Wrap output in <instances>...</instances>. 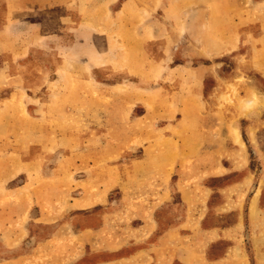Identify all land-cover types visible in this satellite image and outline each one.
<instances>
[{"label": "rangeland", "instance_id": "374dc122", "mask_svg": "<svg viewBox=\"0 0 264 264\" xmlns=\"http://www.w3.org/2000/svg\"><path fill=\"white\" fill-rule=\"evenodd\" d=\"M263 230L264 0H0L1 264H244Z\"/></svg>", "mask_w": 264, "mask_h": 264}, {"label": "crops", "instance_id": "0c3cea01", "mask_svg": "<svg viewBox=\"0 0 264 264\" xmlns=\"http://www.w3.org/2000/svg\"><path fill=\"white\" fill-rule=\"evenodd\" d=\"M228 229H224V230H228ZM218 231H220V229H217L214 232H217V234H220V232H218ZM208 233H213V229H208ZM156 246L158 247V244ZM144 250L146 252H148L149 248L146 247V248H144ZM150 255H152V254H150ZM20 256H22V255L19 254L17 257L19 258ZM256 260H257V263H256ZM146 262L147 263H145V264H165V261L161 257H157V256L154 258H153V256H150V260L148 259ZM213 262H215V260H213ZM96 264H98V263H96ZM244 264H264V253L257 254L256 259L252 255L249 256V258L245 259Z\"/></svg>", "mask_w": 264, "mask_h": 264}, {"label": "bare ground", "instance_id": "6f19581e", "mask_svg": "<svg viewBox=\"0 0 264 264\" xmlns=\"http://www.w3.org/2000/svg\"><path fill=\"white\" fill-rule=\"evenodd\" d=\"M257 97V96H256ZM258 99H260V98H258ZM257 100H255V102H256ZM259 101V100H258ZM257 101V102H258ZM248 109V108H247ZM237 133V132H236ZM238 135V134H237ZM239 137V136H238ZM238 139V138H237ZM239 140V143H241L242 144V142H241V140L240 139H238ZM135 261V260H134ZM101 263V262H100Z\"/></svg>", "mask_w": 264, "mask_h": 264}]
</instances>
